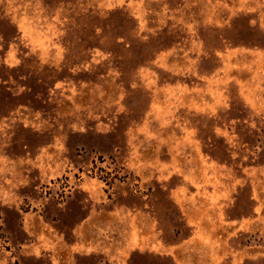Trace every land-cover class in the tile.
Returning <instances> with one entry per match:
<instances>
[{
  "label": "rangeland",
  "instance_id": "rangeland-1",
  "mask_svg": "<svg viewBox=\"0 0 264 264\" xmlns=\"http://www.w3.org/2000/svg\"><path fill=\"white\" fill-rule=\"evenodd\" d=\"M0 264H264V0H0Z\"/></svg>",
  "mask_w": 264,
  "mask_h": 264
}]
</instances>
